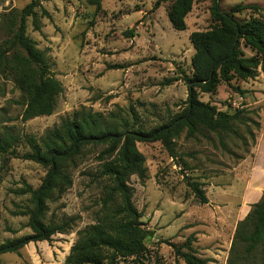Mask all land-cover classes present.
I'll return each instance as SVG.
<instances>
[{
    "label": "rangeland",
    "instance_id": "obj_1",
    "mask_svg": "<svg viewBox=\"0 0 264 264\" xmlns=\"http://www.w3.org/2000/svg\"><path fill=\"white\" fill-rule=\"evenodd\" d=\"M31 1L0 0V45L7 36L1 27L3 15L12 9H22ZM91 2L42 0L50 17H43L42 11H37L39 30L34 29L33 18L28 19L27 33L46 52L63 92L52 115L23 122L21 91L10 77L0 73V130L11 128L19 135L40 139L81 107L129 118L133 107L139 115V126L149 130L181 109L187 98V87L176 79L183 72L191 75L195 51L189 37L193 31L206 30L212 24L210 0H195L186 18L187 29L183 31L173 29L168 19L172 0H100V9ZM221 2L224 10L238 3H256L264 13V0ZM130 29L135 30V36L126 38L123 32ZM247 54L250 55L248 50ZM226 86L221 89L220 99L211 96L210 101L221 111L234 112L238 109L226 107L227 101L235 97ZM262 93L260 98L264 99V90ZM245 95L249 97L245 100L241 96L246 105L243 116L253 121L242 117L236 122L237 135L219 136L209 132L196 139H186L183 134L176 141L175 158L160 142L138 144L146 157L147 177L140 180L133 175L128 184L133 190L134 205L143 215L144 227L153 232L140 264H185L175 257L166 242L180 244L179 237H184L187 229L201 225L212 226L215 236L221 238V249L230 251L231 228L224 229L220 223H213V212L218 210L216 200H219L214 191L221 188L227 196L224 201H233L228 196L235 194L233 190L238 187L235 178L243 176L238 169L252 159L261 122L264 124V110L260 116V108L251 105L253 92L247 90ZM202 98L206 102L207 96ZM26 150L22 144L16 152L23 154ZM97 167L95 152L88 151L74 172L73 186L61 198L49 203L46 222L75 217L74 228L54 235L51 241L30 242L19 254L1 255L3 264L65 263L77 232L96 219V202L102 188L91 181V174ZM45 174L46 169L38 163L0 153V244L31 232L26 226L28 218L16 215L30 205L28 197L20 196L18 191L26 183L37 188ZM190 182L198 183L213 201L208 198L207 204H201L188 185ZM122 264L134 263L132 259H125Z\"/></svg>",
    "mask_w": 264,
    "mask_h": 264
},
{
    "label": "trees",
    "instance_id": "obj_2",
    "mask_svg": "<svg viewBox=\"0 0 264 264\" xmlns=\"http://www.w3.org/2000/svg\"><path fill=\"white\" fill-rule=\"evenodd\" d=\"M41 1L32 0L22 9L10 10L3 15L1 24L7 36L0 45V73L10 77L21 91L23 122L52 115L63 92L46 52L39 49L27 33L31 17L34 29H40L35 19L38 10L43 17H50ZM91 1L100 9V0ZM194 2L172 0L168 19L173 29H187L186 18ZM210 2L212 24L206 30L193 31L189 37L195 51L191 58V75L183 72V76L176 79L185 83L187 98L166 122L145 130L139 126V115L133 107L128 114L130 118L81 107L40 139L19 135L11 128L0 130L1 154L33 161L46 169L37 188L26 183L18 191L20 196L28 197L30 205L16 215L28 218L26 226L31 232L0 244V256L19 254L30 242L51 241L54 235L74 228L75 217L46 222L49 203L61 198L73 186L74 172L86 153L94 151L98 167L92 172L91 181L102 188L96 202L97 216L94 223L77 232L64 264H122L125 259L140 264L153 232L144 227L143 215L134 205L133 190L128 184L133 175L140 180L147 177L146 157L138 144L160 142L175 158L176 141L183 134L186 139H196L209 132L219 136L237 135L235 123L246 117L243 116L245 111H220L211 101H202L201 96H214L224 85L234 93L245 95L247 90L242 89V83L264 72L262 8L256 3H238L224 10L221 0ZM242 15L245 17L241 18ZM123 35L132 38L135 30H126ZM246 119L253 121L250 117ZM22 144L28 150L17 154V147ZM188 185L201 204L208 203L198 183ZM195 241V236L191 235L180 244L166 243L185 264H208L209 260L201 257L194 247ZM0 264H3L1 260ZM227 264H264V194L237 224Z\"/></svg>",
    "mask_w": 264,
    "mask_h": 264
},
{
    "label": "crops",
    "instance_id": "obj_3",
    "mask_svg": "<svg viewBox=\"0 0 264 264\" xmlns=\"http://www.w3.org/2000/svg\"><path fill=\"white\" fill-rule=\"evenodd\" d=\"M225 86L226 85H224V87ZM222 87L223 86L219 88L218 94L214 95L215 98L220 99ZM242 89L253 92L254 96L251 98L253 103H251V105L260 108L259 115L261 116V113L264 110V99L260 98L263 95L262 91L264 90V72L260 71L255 79L242 83ZM233 94L235 95L234 98L241 96L238 93L233 92ZM205 95L207 96L206 102L210 101L213 97L207 94ZM202 96L201 100L205 102V99H203ZM242 96L245 97V100L249 97L248 95ZM243 165V168L238 169L242 170L243 176L240 178V176L237 175L235 178V185L238 186L233 190L235 191V194L228 196H232V202L226 203L227 201H224L227 196L222 194L223 190L221 188L214 191L217 194L215 197H218L219 200H216L218 203V206H216L218 210L213 212V223H220L221 227L224 229L231 228V243L237 224L248 215L251 210V205L260 201L264 194V124H262V122L257 144L254 149V155L251 160H247ZM237 172V174H241V172ZM231 198H228L227 200L231 201ZM210 201L212 202L213 200L210 199ZM166 228L167 227H165V229ZM174 230H177L175 226ZM168 231L169 230H167V232ZM167 232L165 231V233ZM191 235H194L196 238L194 247L197 249L201 257L209 260L208 264H227L229 249L227 248L225 251L221 249V238L215 236L212 226L201 225L198 227H190L187 229L184 237H179L178 242L182 243L183 240ZM222 252L224 253L223 255H221Z\"/></svg>",
    "mask_w": 264,
    "mask_h": 264
},
{
    "label": "built area",
    "instance_id": "obj_4",
    "mask_svg": "<svg viewBox=\"0 0 264 264\" xmlns=\"http://www.w3.org/2000/svg\"><path fill=\"white\" fill-rule=\"evenodd\" d=\"M243 98L241 96L234 98L232 100L227 101L226 107H229L230 109H238V110H243L246 108V105L243 102ZM220 110V109H219ZM228 110V109H227ZM221 111V110H220ZM223 111V110H222Z\"/></svg>",
    "mask_w": 264,
    "mask_h": 264
}]
</instances>
